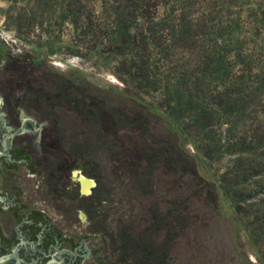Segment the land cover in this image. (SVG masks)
<instances>
[{"label": "rangeland", "instance_id": "1", "mask_svg": "<svg viewBox=\"0 0 264 264\" xmlns=\"http://www.w3.org/2000/svg\"><path fill=\"white\" fill-rule=\"evenodd\" d=\"M100 11L93 0H0V44L15 59L53 68L64 80L80 84L108 109L106 117L133 108L147 134L178 143L195 159L198 173L214 182L217 209L192 199L200 215L198 223L182 237L164 243L167 249L158 264H264V142L255 141L256 128H264L256 116L255 83L247 82L242 106L226 97L236 89L216 81L205 85L208 98L190 105L139 89L116 76L115 62L99 43L96 30L105 29L98 23L106 22ZM239 107L242 111H236ZM137 135L122 129L118 138L136 142ZM97 160L103 186L113 194L110 208L115 228L135 223L153 198L158 205L171 199L161 196L168 191L161 176L154 178L157 196H137L130 169L116 172L100 149ZM176 187L175 181L172 191ZM161 245L157 242L159 256ZM128 264H133L132 258Z\"/></svg>", "mask_w": 264, "mask_h": 264}, {"label": "trees", "instance_id": "2", "mask_svg": "<svg viewBox=\"0 0 264 264\" xmlns=\"http://www.w3.org/2000/svg\"><path fill=\"white\" fill-rule=\"evenodd\" d=\"M93 1L106 15V24L98 23L105 30L96 31L100 33L99 43L115 62L116 76L146 92H157L168 102L183 105L208 98L205 85L216 81L236 89L226 97L242 106L247 82L255 83L256 116L264 128V0ZM236 7L241 10L234 11ZM235 69L237 75L233 73ZM136 115L133 108L112 112L115 129L138 133L136 142L125 143L114 135L98 137V143L135 147L129 152L114 149L105 154L116 172L130 169L137 196H157V175L167 185L168 191L161 196L171 199L165 198L158 205L153 198L146 212L124 227L120 239L127 243L133 264H158L167 249L164 243L182 237L198 223L200 215L191 200L217 209L218 193L214 182L198 173L192 156L172 140L147 134L142 118ZM255 131V141L261 144L264 129L258 126ZM175 181L177 187L172 191ZM173 200L178 201L176 206ZM157 242L162 243L160 256Z\"/></svg>", "mask_w": 264, "mask_h": 264}, {"label": "flooded vegetation", "instance_id": "3", "mask_svg": "<svg viewBox=\"0 0 264 264\" xmlns=\"http://www.w3.org/2000/svg\"><path fill=\"white\" fill-rule=\"evenodd\" d=\"M99 100L0 44V264L131 260L124 227L112 225L97 152L135 147L98 146L121 131Z\"/></svg>", "mask_w": 264, "mask_h": 264}, {"label": "water", "instance_id": "4", "mask_svg": "<svg viewBox=\"0 0 264 264\" xmlns=\"http://www.w3.org/2000/svg\"><path fill=\"white\" fill-rule=\"evenodd\" d=\"M93 181L92 180H88V186L83 190L84 193H87L89 190V184H92Z\"/></svg>", "mask_w": 264, "mask_h": 264}]
</instances>
